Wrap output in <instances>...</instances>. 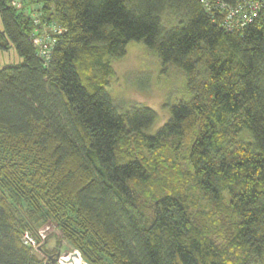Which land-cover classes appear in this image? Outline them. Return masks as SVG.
Segmentation results:
<instances>
[{
    "label": "trees",
    "instance_id": "trees-1",
    "mask_svg": "<svg viewBox=\"0 0 264 264\" xmlns=\"http://www.w3.org/2000/svg\"><path fill=\"white\" fill-rule=\"evenodd\" d=\"M34 3L65 29L48 64ZM0 15V50L23 58L0 69V264H44L64 245L90 264H264V7L233 31L202 0H0ZM131 42L187 76L153 135L157 111H120L105 85ZM193 187L228 222L227 244ZM45 225L55 252L22 241Z\"/></svg>",
    "mask_w": 264,
    "mask_h": 264
},
{
    "label": "rangeland",
    "instance_id": "rangeland-1",
    "mask_svg": "<svg viewBox=\"0 0 264 264\" xmlns=\"http://www.w3.org/2000/svg\"><path fill=\"white\" fill-rule=\"evenodd\" d=\"M32 6L38 10L40 3H34ZM0 29H4L1 15ZM108 60L112 67V73L109 75L108 82L105 85L107 91L119 104L120 111L126 110L134 104L148 106L157 111V121L146 131L149 134H155L167 122L170 117V106L172 104L189 96L187 76L184 71L175 66H164L155 51L144 43L131 42L123 55L113 56L108 58ZM22 61L23 58L14 45L10 46L8 50H0V69ZM98 73H100L98 70L97 72L90 70L86 72L85 76L96 82L99 80ZM136 138L137 136H132V140L135 141ZM136 151L148 158H153L159 154L158 157L165 160L168 156L162 150L157 154H152L147 147L136 149ZM163 165H165L166 169L170 167L166 166V162ZM174 171L175 173H180L177 167H175ZM187 191H189L188 193L191 197L200 200L197 208L206 210L213 217L211 226L215 239L223 245L227 244L229 235H231V228L228 222L223 219L222 215L213 213L214 209L201 200L194 187L189 188ZM141 200L148 206L151 205L148 197L144 198L141 196ZM41 231L47 236V242L44 245L45 249L55 252L58 247V236L53 233L52 228L48 225L42 226ZM62 249L63 253L71 251L66 245ZM35 252L42 255L37 251Z\"/></svg>",
    "mask_w": 264,
    "mask_h": 264
},
{
    "label": "built area",
    "instance_id": "built-area-1",
    "mask_svg": "<svg viewBox=\"0 0 264 264\" xmlns=\"http://www.w3.org/2000/svg\"><path fill=\"white\" fill-rule=\"evenodd\" d=\"M202 1L208 11H211L212 7L220 11L223 17L222 24L229 31L244 29L254 21L264 7V0H236L234 4L222 3L217 0ZM12 3L15 6H20L21 0H12ZM31 10L35 27L30 37L38 55L44 60L45 64H48L52 58L58 35L62 34L65 29L54 21H44L42 13L34 6H31ZM22 241L33 250L41 251L42 246L47 242V236L44 233L36 235L27 230L22 236ZM48 260L46 259L44 264H47ZM51 264L90 263L83 258L79 250H71L65 253L61 252L57 261Z\"/></svg>",
    "mask_w": 264,
    "mask_h": 264
},
{
    "label": "water",
    "instance_id": "water-1",
    "mask_svg": "<svg viewBox=\"0 0 264 264\" xmlns=\"http://www.w3.org/2000/svg\"><path fill=\"white\" fill-rule=\"evenodd\" d=\"M60 254H61V251H59L57 256L55 258H52L50 262L48 261L47 264L55 263L57 261L58 257L60 256Z\"/></svg>",
    "mask_w": 264,
    "mask_h": 264
},
{
    "label": "bare ground",
    "instance_id": "bare-ground-1",
    "mask_svg": "<svg viewBox=\"0 0 264 264\" xmlns=\"http://www.w3.org/2000/svg\"><path fill=\"white\" fill-rule=\"evenodd\" d=\"M30 3V2H29Z\"/></svg>",
    "mask_w": 264,
    "mask_h": 264
}]
</instances>
